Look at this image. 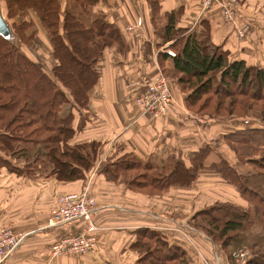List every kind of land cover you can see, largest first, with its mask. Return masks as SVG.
<instances>
[{"label":"trees","instance_id":"1","mask_svg":"<svg viewBox=\"0 0 264 264\" xmlns=\"http://www.w3.org/2000/svg\"><path fill=\"white\" fill-rule=\"evenodd\" d=\"M0 1L18 37L15 44L0 33V172L6 167L23 174L14 164L23 162L26 172L33 173L45 162L52 169L49 176L59 181H84L97 161L100 146L72 144L76 136L73 109L88 107L90 93L100 81L99 61L105 51L123 46V31L104 14L90 13L110 0H69L80 11L71 6L64 9L62 0ZM148 4L151 23L163 41L159 49L170 45L174 54L169 55L167 48L159 51L160 73L177 82L186 96L187 109L210 121L260 123L223 139L238 158L246 159L248 171L240 172L222 155L208 164L207 158L216 151L212 147L202 148L191 164L177 161L167 172L133 154L108 163L104 170L147 196H161L172 187L193 189L201 172L213 171L235 197L196 212L191 227L203 233L228 264H236L234 255L247 253V249L233 248L234 244L252 226L264 228V65L234 59L223 47L208 44L190 26H179L180 10L166 15L161 27L160 0H148ZM41 28L49 37L56 62L49 72L20 46L35 43ZM207 31L205 27L208 35ZM165 58L171 59L172 68L162 62ZM246 148L252 155L243 154ZM135 235L132 249L140 256L137 264H200L192 257L193 251H202L196 244L197 248L174 245L162 233L146 228ZM249 249L244 264H264V243Z\"/></svg>","mask_w":264,"mask_h":264},{"label":"crops","instance_id":"2","mask_svg":"<svg viewBox=\"0 0 264 264\" xmlns=\"http://www.w3.org/2000/svg\"><path fill=\"white\" fill-rule=\"evenodd\" d=\"M112 1L107 5L105 14L109 21V15L117 17L118 22H111L122 26L123 46L105 51L99 61L100 81L90 93L88 107L73 109L76 136L72 144H98L97 161L86 179L77 182H63L49 176L52 169L45 162L36 167L33 173L26 172L22 164L17 165V169L23 174L8 172L6 168L1 170L0 232L9 227L25 236L22 245L1 264H128V261L137 264L140 256L132 246L138 230L151 229L169 237L166 232L175 233L169 227L179 221L189 222L180 220L177 215L183 217L196 213L191 202L193 198L186 196V193L198 186L183 190L172 187L161 196H147L134 191L122 177L113 179L104 170L108 163L114 164L122 156L133 154L137 160L167 172L174 168L177 161L191 164L200 150L210 145L205 131L210 120H201L204 117L187 109L186 96L173 79L170 83L174 100L169 104L168 114L157 120L142 114L136 104L141 88L133 84L140 83L143 78L155 79L161 74L158 54L168 45L159 49L163 41L151 23V10L144 9L145 0L142 2L144 7L142 3L139 4L140 1L137 4L135 0H123L120 9L110 8ZM202 1L160 0L162 13L159 24L164 26L165 16L180 10L179 26H190L208 44L223 47L234 59H245L252 64L249 58H264V0H236L240 4L237 25L250 26L249 33L243 39L236 37L235 25L225 22L223 18L224 6L233 0H214L208 10H202ZM131 17L137 21L132 24L138 26L137 34L125 31L130 26ZM204 22L207 24L203 26ZM205 27L208 35L204 32ZM41 31L38 40L44 39L50 44L46 31L42 28ZM260 60L264 61L260 57L256 59ZM162 62L172 68L171 59L165 58ZM53 63L54 66L56 62ZM221 154L219 151L212 152L207 158L208 164L215 162L211 160L215 156L218 160ZM209 174L218 177L213 171H204L199 178L206 179ZM88 183L101 207L94 221L99 228V248L95 253L75 259L53 257L51 248L55 242L65 236L78 235L85 229L84 224H73L47 230V221L56 200L61 195L79 192ZM215 184H210L208 188L220 190L222 194L228 192V197L223 200L234 199V194L226 189L225 183L216 181ZM175 193H183V198L177 201L178 194ZM146 199L151 201L149 206L152 207L153 203L158 202L169 206L170 214L174 213L177 222H173L175 219L168 214L160 222H153V216L145 215ZM241 246L238 249H243Z\"/></svg>","mask_w":264,"mask_h":264},{"label":"rangeland","instance_id":"3","mask_svg":"<svg viewBox=\"0 0 264 264\" xmlns=\"http://www.w3.org/2000/svg\"><path fill=\"white\" fill-rule=\"evenodd\" d=\"M62 1H63L64 9H66L67 6H71L72 9H74L76 11H80L79 7L76 4H74L73 2H70L69 0H62ZM136 1H137V4H138V1H140L139 4H141L142 2H144V0H142V1L141 0H135V2ZM233 1L231 3H229V4H226V5H232V6H234L235 15H236V18H237V14L239 16V13H240V11H239L240 4L239 3H234ZM109 2L107 3V5L109 4ZM121 2H123V0H113L112 3L110 4L111 6H109V7L110 8H114V9H120L119 7H120V3ZM145 2L148 3V0H145ZM146 3H145V8L144 9L150 10L149 4H146ZM107 5H103V7H96L94 9H92V11L90 13H92V14L93 13L104 14V16H106V18H107V15L105 14V11L107 9ZM142 6L144 7V3H142ZM4 8H5L4 7V4L0 1V10H1L2 16H3L4 20H5V24L7 26L6 28H8V30H9L8 33L6 32V35L5 36L9 40H11L13 43L17 44L18 43V37L15 35V33L13 31L12 21L8 20L7 17H6V11H5ZM209 9H211V8H209ZM223 11H224V8H223ZM109 16H111V18L109 17L111 21L112 20H115L116 22H118L117 21V17L116 18H113L112 15H109ZM90 17H91L90 14L87 15L86 16V20L87 21H90ZM223 18H224V15H223ZM236 18H235V22L234 23L233 22H227L225 19L224 20L227 23H230V24H234L235 25L236 37H238V29L244 28L246 26H239V25H237ZM129 21L130 22L128 24L130 26H127L125 28V31L126 32H129V33L131 32V33L137 34L138 33V26L137 25L136 26L135 25H132L134 23H137V21H135L132 17L129 19ZM145 21H147V20L145 19ZM160 21L161 20L159 18L158 19V22H160ZM116 22L115 23L113 22V23L116 24L122 30V26L119 25ZM130 27H133L134 30L133 31H128L127 29L130 28ZM248 27L250 28L249 25H248ZM246 35L243 38H245ZM243 38H239V39H243ZM20 46L22 48L21 50L24 53H26L30 58L31 57H34L36 59L35 60L36 62H39L40 64H42V66L45 68L46 71L49 72V71L52 70V68L54 67L53 66L54 60L52 58V47H51V44L48 43V41H45L44 39H42V40L39 41L38 39H36V42L33 43L32 45L28 46V47L22 46V45H20ZM166 47H167V49L169 51H171V52L173 51V49L172 50L170 49V45H168ZM259 57H260V59H264V58H262V56H259ZM259 57H257V58L259 59ZM257 58H253L252 57V58H249V60H250V62L252 64H255V65H257V64L258 65H264V61H261V60L260 61H256ZM164 77L166 78V76H164ZM146 79H148V78H146ZM166 79L168 81V85H169V88H170L171 93H172L171 83H170V81H169L168 78H166ZM172 100H174L173 93H172V99H171V101ZM204 119H206V118H201V120H204ZM229 121L230 120H228V119H223V120L220 119V120L209 121L210 122V123H208L209 127H207V129L205 130L207 136L209 137V139H207V140L210 143V145L207 146V147H214L215 150H216V152L219 151L220 154L223 153V155L225 157H227V159L229 160V162H232L233 165H235L236 167H238V169L240 170V172L245 173V172L248 171V167H247V165H245L246 164L245 163L246 162V159L241 160L240 158H238L235 155V153L233 151L229 150V148L225 145V142L223 141V138H224V136L226 134L234 133L236 131H239V130H242V129H246V128L256 127L260 123H257V121H253L251 123H247V125H246V123L243 124V123L229 122ZM243 154H245V156L246 155L250 156V155H252V152H251V150L249 148H246V149H244V153ZM1 156H2V158H5L6 157L3 154H1ZM211 160L217 161L216 156L213 157ZM14 164H15V166L22 164V166L24 167V169H26V167H25L26 165L24 163L14 162ZM6 170L8 172H10L7 168H6ZM213 176H214L213 174H209L207 176L208 178H206V179H203L202 177L199 178V180L197 181L198 185H196V186H198V188L195 187L196 189H194V191H188L186 193V196H189V197H192L193 198V200H191V202L193 203V210H196V212H198V211H200L202 209H205V208H211L212 206L216 205V203H222V202L225 201L223 199H226V197H228V192L227 193L225 192L224 194H222V191H220V190L217 191L215 189H211V187H210V189L208 188L210 186V184L217 185V184H215V182L216 181H220L219 177L214 178ZM226 186H227L226 189L228 191H230V189H229V187H228L227 184H226ZM86 187L89 189L90 194L96 199L97 206H98V208L96 209V212L93 215V218H94L93 225L95 226V230L91 233L96 238L97 246H96V248L93 251H90L89 253H87V254H90V253L97 252V250L99 248V239H98V230H99V228L95 225L94 221L96 220V217L99 215V213L101 211V207H100L99 202H98V199H97L98 197H96V195L92 191V188H91L90 183H88L84 187H82V189L79 192H73V193H69V194H64V195H61V196H59L57 198L56 203H55V207L52 209V211L50 213V216L48 218V221H47V230H54V229H57V228L60 227L59 226V227L54 228V229H48L49 219H50V217L52 215V212L55 210V208L58 207V200H59V198L62 197V196L70 195V194H80V193H82L84 191V188H86ZM175 194H178V193H175ZM175 194H173V195H175ZM182 194L183 193H179L177 195V201L179 199H182L183 198V197H181ZM145 202L147 203V205H144L145 210H146V214L145 215H147V216H153V218H152L153 222H155V223L156 222H160L161 221L160 219L163 218L166 214L172 216L173 217L172 219H175L173 222H177L176 221V217L173 215L174 213H171L170 214L171 208L169 206L162 205V204H160L158 202L157 204L156 203H153V207H152V206H149L150 203H151L150 200L146 199ZM165 211L167 213H165ZM194 213L195 212H193L192 214L190 213V214H188L186 216H183V217L181 215H177V217L180 220H182V221H189V222L188 223L187 222L183 223V222H180L179 221L178 223H175V225L173 224L174 225L173 227H169V230L171 228L170 231L175 232L174 234L171 233V232H166L169 235V237H168L169 240L174 245L183 244L185 246L187 245L188 247L189 246L192 247V245H194L195 248H197L196 247V245H197L202 251H199V250L198 251H193L192 252V257H193V259L196 262H198L200 264H225L224 263V260H225L226 264H228V262H227L228 260L223 258V256L221 255V253L213 245L212 242H210L208 239H206L203 234L196 233L192 228H189V226L192 225L190 223V221H192V216H194ZM167 217H169V216H167ZM169 218H171V217H169ZM7 230H10L14 234L19 235V236H21L23 238L22 239V242L20 244V246H21L22 243H23V241H24L25 236L22 235V234L15 233L9 227L8 228H4L0 232V234L3 233L4 231H7ZM83 232H85V231H83ZM73 236H76V235H73ZM65 237L59 239L52 246V248H51V255L53 257L62 256V257H67V258L75 259L78 256H84L85 255V254L84 255H76V254H71L69 252H65V255L64 254H55L54 247L61 240H63ZM263 243H264V228L262 227V225L256 224V225L252 226L241 237V239L234 244L233 248H236L239 245H242L241 246L242 248L245 247L244 250L247 249V251L245 250V252H247L246 256H248V254L250 255V253H251V251L249 249L250 246L252 247L255 244H263ZM9 258L10 257H8L3 262L7 261ZM129 260H130V258H129ZM133 262L128 261V264H133ZM236 264H244V263L240 262V263H236Z\"/></svg>","mask_w":264,"mask_h":264},{"label":"built area","instance_id":"4","mask_svg":"<svg viewBox=\"0 0 264 264\" xmlns=\"http://www.w3.org/2000/svg\"><path fill=\"white\" fill-rule=\"evenodd\" d=\"M214 0H203L202 10L212 7ZM234 3H238L236 0ZM224 19L227 22H235V10L232 5H225L223 11ZM133 31V27L127 29ZM250 28L248 26L238 29V38H243ZM169 55L174 54L167 51ZM140 83L133 85L141 88L140 95L136 98V104L142 114L152 118L161 119L168 114L172 93L167 79L163 75H158L155 79L143 78ZM98 208L96 199L90 194L86 187L80 194H70L62 196L58 200V207L52 212L48 222V229L73 224H84L85 229L76 236H68L61 240L55 247V254L69 252L76 255H84L93 251L97 246V241L91 233L95 230L93 225V215ZM93 237V238H92ZM22 237L7 230L0 234V263L12 256L22 242ZM247 253L239 252L234 255L236 263H244L247 260Z\"/></svg>","mask_w":264,"mask_h":264},{"label":"water","instance_id":"5","mask_svg":"<svg viewBox=\"0 0 264 264\" xmlns=\"http://www.w3.org/2000/svg\"><path fill=\"white\" fill-rule=\"evenodd\" d=\"M6 27L7 26L5 24V20H4L3 16H2V12L0 10V33L2 35H6V32L7 33L9 32L8 28H6Z\"/></svg>","mask_w":264,"mask_h":264}]
</instances>
